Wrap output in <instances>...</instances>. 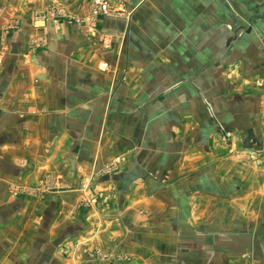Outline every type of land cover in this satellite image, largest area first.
Wrapping results in <instances>:
<instances>
[{
  "label": "crops",
  "instance_id": "0c3cea01",
  "mask_svg": "<svg viewBox=\"0 0 264 264\" xmlns=\"http://www.w3.org/2000/svg\"><path fill=\"white\" fill-rule=\"evenodd\" d=\"M109 1L0 0V264H264V0Z\"/></svg>",
  "mask_w": 264,
  "mask_h": 264
},
{
  "label": "rangeland",
  "instance_id": "374dc122",
  "mask_svg": "<svg viewBox=\"0 0 264 264\" xmlns=\"http://www.w3.org/2000/svg\"><path fill=\"white\" fill-rule=\"evenodd\" d=\"M105 2L107 3V5H108V7L112 13L116 14L117 12H119L120 6L117 3H111L109 0H105ZM93 9H94L93 0H91L90 5L88 7V12H87V16H88L87 21H90V20L94 19L96 16H99L98 15L99 13H93L92 12ZM63 12L64 11L61 7L54 5V6H52V8H48L45 13L35 14L34 19L42 20L44 15H45V16L51 18L52 21H55V20H57L55 17L58 15H62ZM70 18L72 19V21H74L76 23L80 21V19L77 17H70ZM109 42H110V39H109ZM109 42H108V44L104 43L103 37H101V43L104 47L109 45ZM249 156L253 157L254 155L252 153L251 154L249 153Z\"/></svg>",
  "mask_w": 264,
  "mask_h": 264
},
{
  "label": "built area",
  "instance_id": "2783aa9c",
  "mask_svg": "<svg viewBox=\"0 0 264 264\" xmlns=\"http://www.w3.org/2000/svg\"><path fill=\"white\" fill-rule=\"evenodd\" d=\"M93 7L94 9L92 10V12L99 13L98 15L108 16V15L114 14L110 11L105 0H93ZM102 37H103L104 43L108 44L109 39H110L109 36L103 35Z\"/></svg>",
  "mask_w": 264,
  "mask_h": 264
}]
</instances>
